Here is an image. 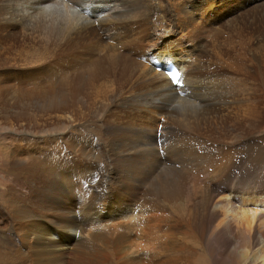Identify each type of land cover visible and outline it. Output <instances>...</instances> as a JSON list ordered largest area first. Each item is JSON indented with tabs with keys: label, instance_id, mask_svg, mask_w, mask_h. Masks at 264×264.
<instances>
[{
	"label": "bare ground",
	"instance_id": "obj_1",
	"mask_svg": "<svg viewBox=\"0 0 264 264\" xmlns=\"http://www.w3.org/2000/svg\"><path fill=\"white\" fill-rule=\"evenodd\" d=\"M171 1L167 8L158 0H0V23L16 37L64 46L35 66L0 57V95L27 107L13 115L23 121L15 125L45 130L22 129L27 138L0 145V255L11 252L15 264L27 257L32 264H172L169 251L184 241H161L170 237L153 226L161 208L178 211L175 223L191 239L205 237L213 264H264V176L256 174L264 163V100L249 99L250 70L232 78L218 51L199 67L218 43L231 42L225 28L236 14L256 9L264 18V0H196L195 18ZM149 31L152 42L144 39ZM166 37L165 47H152ZM167 61L181 73L174 85L162 70ZM31 106L38 116L27 112ZM217 111L231 112L220 138ZM42 118L59 128L48 133ZM197 171L209 175L198 214L194 200L182 198L200 186Z\"/></svg>",
	"mask_w": 264,
	"mask_h": 264
},
{
	"label": "rangeland",
	"instance_id": "obj_2",
	"mask_svg": "<svg viewBox=\"0 0 264 264\" xmlns=\"http://www.w3.org/2000/svg\"><path fill=\"white\" fill-rule=\"evenodd\" d=\"M158 1L160 3H162V4H164L167 8H169V2L171 0H158ZM173 1H174V3H176V4L180 5V6H182L181 5V2L182 3L184 2V4H185L184 9L189 10L191 12L192 16L195 18L196 15L194 14V11H195L194 9L195 8H198V5H199V3H197V4L195 3L196 0H172L171 2H173ZM209 2H212V1H209ZM170 5L173 7V3H170ZM255 14H256V9H250L248 11H245L240 16L238 14H236L235 17L237 19H234V20L228 22V25L225 28L227 30L228 29V26L230 25L229 26V27H231L230 28V31L232 33L234 32L233 38H232L231 42H225V43H222L221 42L220 44L218 43L219 45L218 44L216 45V48L214 49V51H208L205 54V56H203L202 59H199L200 60L199 67H201L202 65H205L206 67L210 66L212 64L211 63L212 60H215V54L213 52L218 51V53L222 56L223 62H220L219 63V61H217L216 64L219 63L221 66L224 65V64L227 65L229 67V69H230L229 70V75H231L232 78H236L237 79L239 77H242V75H243L242 71L244 69L243 67H246V68H248L250 70L251 75L249 76V81L247 82V87L250 88V86H251V88L254 89V90H248V91L251 92L252 94L253 93L254 94L253 95L250 94V97L251 98H249V99L251 101H253L255 98H261V100L263 101L264 100V24H263L264 18H262V17H260L258 15H255ZM258 17H259V19H258ZM250 18L251 19L253 18L254 21L251 20ZM228 19H230V18H228ZM221 24H223V23H220V25ZM245 24H247V25L245 26ZM206 25L208 26V24H206ZM174 36L176 38H182V36L180 35V33H176V34H174ZM156 37H157L156 34H152L151 31H149L144 36V39H145V41L152 42L153 40H155ZM102 38H103L102 39L103 42L104 41H107L104 37H102ZM28 40H29V38L26 37V36H22V37L21 36H17L16 37L15 34H14V31L10 27H8L7 25H5L3 23H0V57L16 58V59H18L19 62L26 63L28 66H35V64H36L37 61H44V60L52 61V58L50 57L51 52L53 50H56V49H57L56 51L58 52V50H60L61 48H64V46L60 48V46L57 45L56 40H54L52 42L51 41L48 42V41H45V40H42V39H37L34 42H29ZM171 41H172V38L171 39H168L166 37V38H164L163 41L157 40L154 44H152V47H154V46L165 47L166 44H168ZM203 42L204 43H202V44L200 43L201 44V48L199 47V50L197 51V53L198 52H200V53L202 52V50L204 49V44L205 43H208V40L207 41H203ZM141 46H144V44H142ZM217 47H218V49H217ZM184 49H186V50L189 49L187 44L184 45ZM229 49H231V50H229ZM119 53L120 54H124V53H121V52H119ZM98 55H99V57L102 56L100 54H98ZM207 59H208V61H207ZM2 63L3 62L0 61V67H1V64ZM18 67H21V66H18ZM226 74L228 75V72ZM209 75H211V74H209ZM248 85H250V86H248ZM262 88H263V90H261ZM1 96L4 97V98H0V100H2V101L4 100L5 101V98L8 95L7 96L6 95L5 96L4 95H0V97ZM252 96H253V98H252ZM245 98H246V96L244 98H242V99H245ZM7 102H9V104ZM0 103H2V102H0ZM3 104H6V106L10 105L11 107L8 106L5 109H3V107H2L3 111L0 110L1 111L0 114H2L1 116L2 117L4 116V118L6 119V122L8 121L7 119H9L10 122H11V120H13V121L11 123L10 122L4 123V124H7V125L0 124V145H4V147H6V148L7 147H13V144L16 141L15 139L18 136L21 137V138H22V136L25 137V138H27V136H29V134L23 133V131H21L22 129L27 130L29 133L33 134L34 136H38L39 133L45 132V130L44 131L43 130L40 131L37 128H32V127H28V126H24V127L22 126L20 128V126H21L20 123L23 122L22 120H20V121L19 120H16V122H15V119L13 118L14 117L13 115L20 114V112L24 111L27 107H21L18 104L13 103L9 99L7 101V98H6V102L3 103ZM14 105L19 106L21 109H19V107L17 109V106H14ZM6 106H4V107H6ZM211 106L212 105H210V106L208 105V108H206V109H209V107H211ZM32 107H33V109L36 110V112H35V110H32ZM7 109H9L10 112L7 111ZM15 110H17L18 112L15 113L14 112ZM164 110H165V108H163L161 110V112H163ZM11 111H12V113H11ZM33 111H34V114L33 115L39 114L38 113L39 111H37V109L34 106H31V109H28L27 112L29 114H31V112H33ZM218 112L219 111H217V114H216L217 115L216 116L217 118L216 119L218 120V122H219L218 124H219V127H220L221 126L220 124H223L224 123V125H225L226 124V121H227V119L224 120L225 117H223V115L226 116V114L228 115L231 112L224 111L223 112L224 114H222L221 112H219V114H218ZM164 113L165 112H163L162 114H164ZM6 114H7V116H6ZM8 114H9V116H11V114H12V117H9ZM43 116H44V118H49L50 115L48 113H46V114H43ZM161 117L162 116L159 117L160 120H158L159 123L157 124L158 130L160 128V123L162 122L161 120L163 119V117L162 118ZM44 118H42L43 119L42 120L43 122H44ZM228 119H230L229 120V123H231V121H234V119L231 120V118H229V117H228ZM49 120L50 119H46V122H47L48 125H46L45 122L43 124V122L41 121L42 124L45 126L43 129H46L48 133L55 132L59 127L58 128H51L50 127L51 125L49 124ZM220 120H223V121H220ZM0 123H1V121H0ZM17 123H19L20 126L15 125ZM238 125L239 124L237 123L236 124V126H237L236 128H238ZM17 127H19V128H17ZM61 128L63 129L64 127H61ZM218 129H220V133L218 131L219 134H217V130ZM158 130H157L156 135H158ZM213 132H214V134L218 135L219 138H220V137L223 136L224 127L222 128V130H221V127L220 128H216V130L214 129ZM34 136H33V138H34ZM31 139H32V137H31ZM161 169H159L158 171H160ZM207 171H210L209 168H208ZM255 171L256 170L254 169V171L252 172V174ZM257 171L258 172L256 174L259 173V175L264 176V163H263V166L262 167H258L257 168ZM261 172H262V174H261ZM153 173H152V177L155 176V175H153ZM196 173H198V175H199L201 173V171H197ZM199 176L203 180L202 179H201L202 181L200 180V183H198V184H200V186L198 185L196 187V190H192L194 192V194L192 192L191 194H188L187 195V190H184L185 193H183V196H182V198L184 200L187 198V196L189 197L188 199L194 200L195 203L194 204L192 203V206L194 208L193 207H191V208H193L194 210H196V213L197 214L201 211V206H200V204L196 203V201L202 195L203 189L205 188L206 176H209V175H204V174L201 173ZM135 177L136 176L134 175V178ZM1 179H3V178L0 175V181H2ZM64 179H65V176H64ZM86 182L84 181L83 184L85 186H88L89 183H88V181H86ZM144 184H146V182ZM144 186L142 187V189L145 191V188H147L148 186L147 187H144ZM53 187H55V186L52 184V187L50 189H52ZM198 190H200V191H198ZM259 191L262 192V193H264V186L262 188H260ZM197 193H199V194H197ZM251 194L252 195H256L258 193L254 190V193H251ZM1 198L2 197L0 195V205L3 206V201L1 200ZM112 198L113 197H110L108 200H111ZM107 201H105V202H107ZM191 202H193V201H191ZM108 203H110V202H108ZM235 203H237V202H235ZM237 204L240 205L239 203H237ZM60 205H61V203H60ZM71 207H72V204H71ZM106 207H107V205H105L104 209H106ZM66 208H68V203H67ZM256 209H258V208H256ZM155 213L160 216L161 220L158 221V225L156 224V225H153V226H158V229L164 230V232H161V234L163 233V235H170L169 238H164V239L161 238V241L163 240L162 242H167L168 240L171 241L173 239L174 240H179L181 242L184 241V242H182L183 243L182 244L183 248L180 249V251H184L185 252V251H188L190 248H191L190 250L193 251V254H191L189 256L188 253H189L190 250L188 251V253L187 252H185V253L183 252L185 255L184 254L183 255H180V254H182V252L180 253V251L178 249H175L176 251L175 250L173 251L172 249H170V250L173 251L172 253L175 252V255H174V254H171V251H169V254L171 255V257H172V255L174 257H176V260H175L174 257H172V258H174V260H172V261H175L174 262L175 264H182L181 262H183V263L186 262V264H187V262H188V264H213L212 261H211V259H210L209 249L207 248V246L205 244V242H206L205 241V237L204 236H202V237L201 236H198V237H196L193 240V239H191L192 237L190 236V234L188 235L185 232L186 230L184 229V227H182V225H183L182 223L181 224L180 223L177 224V222L175 223V221L177 219L176 217L179 215L178 211H174L173 209L171 211L169 209H161V208H159L158 210L155 211ZM194 213H195V211H194ZM167 219H168V221H170L172 219L174 222L172 220L170 222H168ZM40 221H42V220H40ZM46 221H44V224L48 225L49 223H48V221L47 222ZM50 228L53 229L52 232H54V233L57 232V233L66 235L65 233H62L59 229H57L55 227H50ZM177 228H179V229H177ZM166 229H167V231H166ZM54 236H55V238H57L58 234H55ZM130 236L132 238L133 237L136 238L135 236H137V235H130ZM178 237H180V238H178ZM198 239H200V240H198ZM96 247H98V246H95V248ZM184 248H185V250H184ZM30 252H32V250H30ZM70 252H73V251L70 249L68 253H70ZM70 254H74V252L73 253H70ZM70 254H67V260H69V259L71 260V258H73V257L70 256ZM176 255L179 258H181V257L182 258L180 260H178L179 258ZM184 257H186V258L184 259ZM189 257L191 258V261H190V258ZM28 258L29 257H27L25 259V261H24L23 264H32L31 263L32 260H30L31 262L30 261L28 262ZM182 259H184V260H182ZM15 262H17V261L15 260L14 256L11 255V252H4V254L1 253V255H0V264H5V263H7V264H10V263L11 264H15ZM142 263L143 264H148L149 261L148 260H145V261L143 260ZM174 263L172 262V264H174Z\"/></svg>",
	"mask_w": 264,
	"mask_h": 264
},
{
	"label": "snow or ice",
	"instance_id": "obj_3",
	"mask_svg": "<svg viewBox=\"0 0 264 264\" xmlns=\"http://www.w3.org/2000/svg\"><path fill=\"white\" fill-rule=\"evenodd\" d=\"M169 75L172 77L173 83H175L181 76V73L179 71H176L175 75L173 76L171 72H169Z\"/></svg>",
	"mask_w": 264,
	"mask_h": 264
},
{
	"label": "water",
	"instance_id": "obj_4",
	"mask_svg": "<svg viewBox=\"0 0 264 264\" xmlns=\"http://www.w3.org/2000/svg\"><path fill=\"white\" fill-rule=\"evenodd\" d=\"M163 69H167L168 71H170L172 73V75L174 76L175 72L174 70L171 68L170 65H164ZM168 74V73H167ZM169 76V74H168Z\"/></svg>",
	"mask_w": 264,
	"mask_h": 264
}]
</instances>
